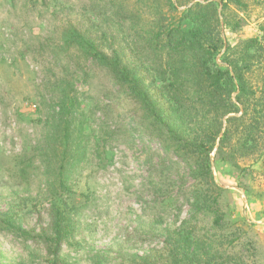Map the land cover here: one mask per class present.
Returning <instances> with one entry per match:
<instances>
[{"label":"rangeland","instance_id":"obj_1","mask_svg":"<svg viewBox=\"0 0 264 264\" xmlns=\"http://www.w3.org/2000/svg\"><path fill=\"white\" fill-rule=\"evenodd\" d=\"M195 1L209 0H170L176 11L168 0H0V264H48L39 238L5 223L39 234L56 199L77 207L62 264H93L94 254L100 264H137L134 254L170 264L179 240L178 264H264V0H212L219 12L227 3L219 21L233 48L256 36L262 48L244 73L250 93L241 119L246 129L257 126L237 148V124L230 149L238 164L214 159L212 150L221 190L199 210L192 159L152 136L160 132L146 110L104 67L74 48L58 53L69 25L100 45L122 46L127 60L148 67L144 82L158 101L155 63L144 47L149 27ZM65 82L71 99L61 113ZM61 167L67 191L56 188ZM212 185L205 187L214 195Z\"/></svg>","mask_w":264,"mask_h":264},{"label":"trees","instance_id":"obj_2","mask_svg":"<svg viewBox=\"0 0 264 264\" xmlns=\"http://www.w3.org/2000/svg\"><path fill=\"white\" fill-rule=\"evenodd\" d=\"M168 1L176 11L175 5ZM228 1L239 6L242 4L241 0ZM226 6L227 3H223L219 12L216 1H195L182 9L179 15L166 14L152 22L144 47L155 63L153 82L156 83L154 88L161 103L151 99L149 87L145 85L148 67L144 66L145 70L142 71L140 61L127 60L122 46L100 45L78 27L69 25L62 31L58 51L61 53L62 50L74 48L104 67L126 94L140 102L146 110L149 124L155 125L160 132L153 131L152 136H156L165 146L174 145L176 154L183 160L192 159L195 167L190 169L191 175L195 183L201 186L200 190L192 191L195 196L192 205L196 210L203 208L211 199L215 201L219 194L215 190H221L213 183L212 150L216 148L214 159L238 164L235 151L230 149V138L239 132V125L243 140L237 148H242L247 136L251 137L253 128L257 126L255 120L246 129L241 119L247 112L246 97L250 93L245 86L244 73L250 70L262 45L256 36L242 40L234 48L231 46L223 37L219 21V13ZM185 21L191 23L189 28L184 27ZM126 46L129 48V45ZM68 87L67 82L61 87L58 99L61 113L71 99ZM240 111L241 114L236 116ZM65 178L61 167L56 176V188L68 190ZM209 184H213L214 195L205 187ZM63 201L56 199L51 205L48 228H43L39 234L31 235L13 223H5V227L14 233L39 238L45 245L48 264L63 263L62 258L58 257L61 244L73 232L70 215L77 207ZM218 221L219 217L216 216L214 223L219 225ZM183 237L191 240L190 237ZM180 242L171 249L173 256L170 264H178ZM101 259L103 257L97 254L91 256L93 264H100ZM134 259L137 264H151L146 254H134Z\"/></svg>","mask_w":264,"mask_h":264}]
</instances>
